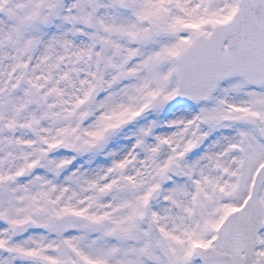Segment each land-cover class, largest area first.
Segmentation results:
<instances>
[{"label": "snow or ice", "instance_id": "1", "mask_svg": "<svg viewBox=\"0 0 264 264\" xmlns=\"http://www.w3.org/2000/svg\"><path fill=\"white\" fill-rule=\"evenodd\" d=\"M0 264H264V0H0Z\"/></svg>", "mask_w": 264, "mask_h": 264}]
</instances>
